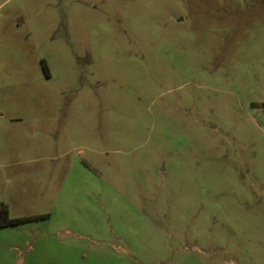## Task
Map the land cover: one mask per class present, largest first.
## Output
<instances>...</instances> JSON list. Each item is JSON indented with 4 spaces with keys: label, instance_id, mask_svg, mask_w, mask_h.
Masks as SVG:
<instances>
[{
    "label": "rangeland",
    "instance_id": "obj_1",
    "mask_svg": "<svg viewBox=\"0 0 264 264\" xmlns=\"http://www.w3.org/2000/svg\"><path fill=\"white\" fill-rule=\"evenodd\" d=\"M0 264H264V0H0Z\"/></svg>",
    "mask_w": 264,
    "mask_h": 264
},
{
    "label": "trees",
    "instance_id": "obj_2",
    "mask_svg": "<svg viewBox=\"0 0 264 264\" xmlns=\"http://www.w3.org/2000/svg\"><path fill=\"white\" fill-rule=\"evenodd\" d=\"M28 221L29 218H11L7 206L0 203V228L19 226Z\"/></svg>",
    "mask_w": 264,
    "mask_h": 264
},
{
    "label": "crops",
    "instance_id": "obj_3",
    "mask_svg": "<svg viewBox=\"0 0 264 264\" xmlns=\"http://www.w3.org/2000/svg\"><path fill=\"white\" fill-rule=\"evenodd\" d=\"M20 226H22V224ZM12 227H15V226H12Z\"/></svg>",
    "mask_w": 264,
    "mask_h": 264
}]
</instances>
